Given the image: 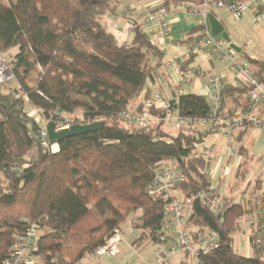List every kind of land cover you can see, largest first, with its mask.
Segmentation results:
<instances>
[{"label": "trees", "instance_id": "obj_1", "mask_svg": "<svg viewBox=\"0 0 264 264\" xmlns=\"http://www.w3.org/2000/svg\"><path fill=\"white\" fill-rule=\"evenodd\" d=\"M117 7L116 0H0V51L8 54L20 86L16 97L14 87L0 83V260L9 255L29 222L42 231L33 253L39 264H76L95 254L130 215H136L143 236L161 243L162 202L149 195L147 187L157 165L173 158L187 174L176 189L184 198L194 196L190 225L215 233L219 240L218 248L199 254L197 261L264 264V258L237 253L233 238L239 220L251 212L252 200L258 197L232 205L223 219L197 198L210 181L201 173L205 160L194 153L195 145L216 133L218 124L203 132L182 127L170 134L161 121L139 127L117 117L123 110L139 112L150 99L146 81L156 66L151 61L155 57L158 64L163 55L137 28L130 45L118 44L104 30L102 16ZM255 10L264 13V3ZM209 11L216 16L211 7ZM237 55L264 84V56L253 58L243 49ZM186 63L180 64L181 70ZM247 92L246 84L223 85L217 115L245 111L250 103ZM142 93L144 100L132 104ZM23 95L43 120L70 118L74 124L103 120L105 125L64 138L54 152L45 150L40 125L25 110ZM170 102L184 117L201 118L210 111L205 97L196 93L180 94ZM158 111L150 109L153 114ZM239 151L244 159L236 176L241 179L247 155L243 147Z\"/></svg>", "mask_w": 264, "mask_h": 264}, {"label": "built area", "instance_id": "obj_2", "mask_svg": "<svg viewBox=\"0 0 264 264\" xmlns=\"http://www.w3.org/2000/svg\"><path fill=\"white\" fill-rule=\"evenodd\" d=\"M260 1L252 0L248 4L244 0H233L227 5L234 18L238 19L242 12L249 9L250 5L256 7ZM212 4L222 7L225 2L223 0H202L198 4H189L186 7V14L196 20L197 31L193 37L188 38L189 47L184 56L188 59L200 51H207L212 59L225 61L233 73L235 85L246 84L248 86L247 97L250 102L248 108L231 116L217 115L223 103L222 87L226 80L225 73L221 71L218 75L206 74L201 82L204 95L211 100L210 111L207 116L201 118L181 116L173 110L170 100L155 97L147 99L139 112L121 111L117 115L121 121L139 127H147L156 121H161L163 124L176 129L192 127L193 131H201L218 124L216 132L229 141L235 140L238 132L244 127L264 129V116L261 113V108L264 105V84L259 83L257 78L253 76L248 63L238 59L236 52L228 46V43L220 35L213 36L211 34L207 14L210 12L209 8ZM123 12L127 16L129 26L139 29L149 40L153 34L165 35L169 31L167 12L163 5L146 7L144 21L138 20L137 15L129 7L123 8ZM145 22H155L156 26L147 29ZM6 55L7 53L0 51V83L8 85L15 77L13 67ZM152 60H155V57ZM179 63L174 64L170 60L165 62L167 67L180 73ZM12 87H14L15 96L19 97V84L16 83ZM23 98L26 103L25 110L40 125L41 146L45 150L56 151L58 149L57 144L49 142L47 138L46 124L49 120L42 119L39 109L29 102L26 95H23ZM150 109H158L159 111L157 114H153ZM53 121L57 131L69 128L74 124L70 118L57 117ZM201 173H206V170L203 169ZM254 179V175H248L245 185L236 195L229 196L227 194L228 185H225L221 191L209 186L206 191H200L197 198L205 201L209 210L223 219L224 212L232 205L244 204L250 199ZM186 180L187 174L177 167L175 159L169 158L162 160L157 165L153 179L147 187L148 194L158 197L162 202L159 236L163 246L155 264H167L170 256L176 253L191 255L197 260L199 254L219 247V240L215 233L201 232L198 227L191 226L189 223L194 196L180 198L174 195L176 185ZM250 214L248 241L253 255L264 258L263 198L252 200ZM40 234L37 224L29 222L27 229L16 237L10 247L9 255L5 259H1L0 264H35L33 253L37 250ZM118 240V235L111 237L107 244L98 249L96 253L115 255Z\"/></svg>", "mask_w": 264, "mask_h": 264}, {"label": "crops", "instance_id": "obj_3", "mask_svg": "<svg viewBox=\"0 0 264 264\" xmlns=\"http://www.w3.org/2000/svg\"><path fill=\"white\" fill-rule=\"evenodd\" d=\"M116 1L118 4L117 10L113 13L103 15L101 21L104 30L111 34L118 44L130 45L134 36V28L129 26L123 8L129 7L140 21H144V11L148 6L157 7L163 5L166 9L167 20L169 22L168 33L165 35L153 34L150 36V41L157 45L163 52L158 64H155V60L151 61V64L156 66L152 77L146 81V91L150 98L160 97L171 100L180 94L196 93L204 96L210 105L211 100L204 95L201 85L206 74L218 75L223 71L226 75L224 85H235L233 73L228 68L227 63L212 59L207 51H200L191 58H185L184 54L189 47L188 38L193 37L197 31L196 20L185 12L189 4L180 3L176 0H169L166 4L164 0ZM260 2L264 3V0ZM215 14L222 22L217 13ZM145 26L147 29H150L156 25L155 22H145ZM230 42H232L231 39ZM240 48L242 49V47ZM14 51H11L10 54ZM169 60L174 64L177 62L181 64L186 61L187 63L184 66L185 70H180V73H178L173 68L167 67L165 62ZM143 100L142 93L132 104ZM261 113L264 116V105L261 108ZM204 130L201 131L203 132ZM240 147H243L247 155L244 165L246 170L241 179L236 176L237 167L244 159V155L239 151ZM194 153L202 155L205 160L204 169L206 170L207 177H209V186H213L221 191L225 185H228L227 194L233 196L239 193L245 185L247 176L252 174L255 176V179L252 183L251 195L264 199L263 177L260 168L257 166L264 159V129L245 128L239 141H229L217 132L207 134L203 138V141L195 145ZM174 195L180 198L183 197L179 189L174 191ZM130 216H132L130 221H124L125 223L123 224L125 225L123 227L120 224L116 234L119 236V240L116 243L117 253L115 255L108 253L102 255L97 253L92 254L95 258L89 264L156 263L162 247L153 243L147 236H143L140 224L135 219L136 215ZM174 256L176 259H174ZM84 258L79 262L84 260ZM188 258L189 255L176 253V255L170 256L167 264H189ZM191 260L194 264H200L193 257H191Z\"/></svg>", "mask_w": 264, "mask_h": 264}, {"label": "rangeland", "instance_id": "obj_4", "mask_svg": "<svg viewBox=\"0 0 264 264\" xmlns=\"http://www.w3.org/2000/svg\"><path fill=\"white\" fill-rule=\"evenodd\" d=\"M231 0H227L224 6L217 7L214 4L211 5V9L217 13L219 18L225 25V30L230 36L232 43L236 44L238 47H242L243 51L246 52L247 55L261 59L264 56V14H257L255 10V6L250 5L249 9L242 12L238 19L234 18L232 13L230 12L227 3ZM246 3L250 4L252 0H244ZM8 58V54L6 55ZM238 57V55H236ZM17 82L12 80L7 86L12 87ZM138 98L132 100V102L136 101ZM164 130L169 132L170 134H174L176 132V128H172L163 124ZM262 174V183H264V159L258 163L257 165ZM256 166V167H257ZM180 194V192H178ZM132 216H129L127 220L130 221ZM251 219V214L248 213L244 215L243 218L239 220V229L233 235L234 238V249L237 253L243 256H252L253 251L250 247L248 241L249 235V223ZM124 221L121 223L123 227ZM127 223V222H126ZM42 233V231H40ZM159 246H163L162 243L157 244ZM179 254V253H177ZM174 255V254H173ZM176 255V254H175ZM179 257V256H178ZM191 255H189L188 262L189 264H194L191 260ZM93 255L85 256L84 260L76 264H89L94 260ZM93 259V260H92ZM174 259L176 257L174 256ZM35 264H39L37 258H34Z\"/></svg>", "mask_w": 264, "mask_h": 264}, {"label": "water", "instance_id": "obj_5", "mask_svg": "<svg viewBox=\"0 0 264 264\" xmlns=\"http://www.w3.org/2000/svg\"><path fill=\"white\" fill-rule=\"evenodd\" d=\"M207 19L209 22L210 32L213 36L220 35L227 43L228 46L236 53H239L241 48L236 44L230 42V37L224 29L223 23L211 12H208ZM105 125L103 120L94 121L87 124H72L69 128L60 131L55 130V122L50 120L46 124L47 138L51 143H57L66 137L73 135H80L86 132L95 131Z\"/></svg>", "mask_w": 264, "mask_h": 264}]
</instances>
